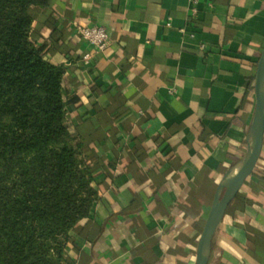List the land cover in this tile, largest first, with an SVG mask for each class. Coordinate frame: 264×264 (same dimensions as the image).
<instances>
[{"label": "crops", "instance_id": "1", "mask_svg": "<svg viewBox=\"0 0 264 264\" xmlns=\"http://www.w3.org/2000/svg\"><path fill=\"white\" fill-rule=\"evenodd\" d=\"M30 13L101 170L65 264H196L218 187L249 149L264 0H50ZM87 25L110 31L104 51L78 33ZM209 264H264V143Z\"/></svg>", "mask_w": 264, "mask_h": 264}, {"label": "trees", "instance_id": "2", "mask_svg": "<svg viewBox=\"0 0 264 264\" xmlns=\"http://www.w3.org/2000/svg\"><path fill=\"white\" fill-rule=\"evenodd\" d=\"M33 5L50 0H0V264H65L99 199L101 170L71 130L66 69L45 58Z\"/></svg>", "mask_w": 264, "mask_h": 264}, {"label": "water", "instance_id": "3", "mask_svg": "<svg viewBox=\"0 0 264 264\" xmlns=\"http://www.w3.org/2000/svg\"><path fill=\"white\" fill-rule=\"evenodd\" d=\"M254 88L256 108L254 120L248 133L249 149L236 173L227 177L218 187L198 243L196 264H209L217 228L230 203L253 172L262 153L264 143V50L258 62Z\"/></svg>", "mask_w": 264, "mask_h": 264}, {"label": "built area", "instance_id": "4", "mask_svg": "<svg viewBox=\"0 0 264 264\" xmlns=\"http://www.w3.org/2000/svg\"><path fill=\"white\" fill-rule=\"evenodd\" d=\"M78 33L98 51H104L111 42L110 31L102 25L78 26ZM90 54H85L88 59Z\"/></svg>", "mask_w": 264, "mask_h": 264}, {"label": "bare ground", "instance_id": "5", "mask_svg": "<svg viewBox=\"0 0 264 264\" xmlns=\"http://www.w3.org/2000/svg\"><path fill=\"white\" fill-rule=\"evenodd\" d=\"M241 164V163H240ZM237 169H238V167H237Z\"/></svg>", "mask_w": 264, "mask_h": 264}]
</instances>
